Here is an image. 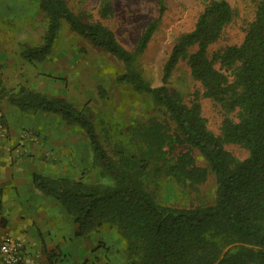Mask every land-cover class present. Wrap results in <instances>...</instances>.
<instances>
[{"label": "trees", "instance_id": "16d2710c", "mask_svg": "<svg viewBox=\"0 0 264 264\" xmlns=\"http://www.w3.org/2000/svg\"><path fill=\"white\" fill-rule=\"evenodd\" d=\"M250 2L242 38L231 43L224 34L236 11L226 0H204L192 30L172 46L161 84L152 86L136 63L166 11L164 0H155L158 16L133 50L102 23L75 14L66 0H39L47 28L41 45L25 48L23 58L45 59L65 23L119 61L124 72L116 81L147 95L154 106L144 122L95 123L89 110L60 97L22 85L0 89V98L19 110L59 116L85 135L98 176L107 183L33 176L34 186L70 216L76 237L105 226L116 229L127 264H264V0ZM107 13L109 5L102 1L100 15ZM180 64L195 88L187 103L167 86ZM205 101L222 114L218 133L208 127ZM230 144L246 157H234L226 148ZM195 153L204 166L197 164ZM209 175L214 192L207 203L157 199L164 185L189 194Z\"/></svg>", "mask_w": 264, "mask_h": 264}, {"label": "rangeland", "instance_id": "374dc122", "mask_svg": "<svg viewBox=\"0 0 264 264\" xmlns=\"http://www.w3.org/2000/svg\"><path fill=\"white\" fill-rule=\"evenodd\" d=\"M107 2L109 13L100 15L101 5ZM236 11V17L226 30L225 41L235 43L241 40L242 30L249 20L250 0H226ZM68 7L85 21H96L108 27L118 42L126 49L133 50L137 38L146 25L157 18L155 0H66ZM166 11L154 31L152 38L139 57L136 67L152 85L161 84L162 67L172 46L179 37L192 30L196 16L204 6V0H164ZM47 18L39 9V0H0V35L7 39L11 54L16 57L11 68L19 69V84L38 92V87H53L54 95L65 99L78 108L89 110L95 123L129 126L134 122H144L154 112V106L145 94L135 92L131 87L120 84L116 78L121 75L123 65L112 56L94 48L86 40L73 33L62 23L50 54L41 61L23 58L25 48L40 46L47 28ZM52 81L54 83H52ZM170 91L177 93L184 102H189L194 93L184 64L177 66L168 82ZM203 114L211 131L218 133L222 114L207 101L202 102ZM60 118V117H59ZM61 119V118H60ZM80 137L81 166L74 169V180L107 183L98 176L93 163V153L83 132L77 126H70ZM101 128L98 130L102 136ZM236 158L243 159L246 152L236 145H226ZM197 164L204 161L194 154ZM214 192V181L209 175L196 191L187 194L172 185H164L158 190L157 199L163 202H179L189 205L207 203ZM102 237L109 239L117 234L116 229L105 226ZM110 232V234H108ZM108 237V238H107ZM111 239V238H110Z\"/></svg>", "mask_w": 264, "mask_h": 264}, {"label": "crops", "instance_id": "0c3cea01", "mask_svg": "<svg viewBox=\"0 0 264 264\" xmlns=\"http://www.w3.org/2000/svg\"><path fill=\"white\" fill-rule=\"evenodd\" d=\"M7 45L0 35V89L10 90L21 81L19 69L11 71L16 57ZM51 85L36 90L54 95L58 86ZM0 114L7 129L0 138V240L7 235L20 243L27 264H127L117 234L105 239L99 229L76 237L61 204L34 186V175L74 177L82 159L75 130L59 116L19 110L5 98Z\"/></svg>", "mask_w": 264, "mask_h": 264}, {"label": "built area", "instance_id": "2783aa9c", "mask_svg": "<svg viewBox=\"0 0 264 264\" xmlns=\"http://www.w3.org/2000/svg\"><path fill=\"white\" fill-rule=\"evenodd\" d=\"M7 136V129L0 114V138ZM22 246L5 235L0 240V262L1 264H27L22 260Z\"/></svg>", "mask_w": 264, "mask_h": 264}]
</instances>
